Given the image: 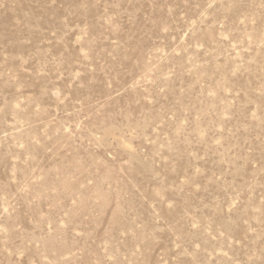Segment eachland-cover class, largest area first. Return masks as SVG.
I'll return each mask as SVG.
<instances>
[{"label": "rangeland", "instance_id": "374dc122", "mask_svg": "<svg viewBox=\"0 0 264 264\" xmlns=\"http://www.w3.org/2000/svg\"><path fill=\"white\" fill-rule=\"evenodd\" d=\"M0 264H264V0H0Z\"/></svg>", "mask_w": 264, "mask_h": 264}]
</instances>
